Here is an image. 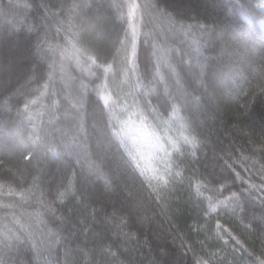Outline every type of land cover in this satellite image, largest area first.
Wrapping results in <instances>:
<instances>
[{"label":"trees","instance_id":"1","mask_svg":"<svg viewBox=\"0 0 264 264\" xmlns=\"http://www.w3.org/2000/svg\"><path fill=\"white\" fill-rule=\"evenodd\" d=\"M0 264H264L260 0H0Z\"/></svg>","mask_w":264,"mask_h":264},{"label":"rangeland","instance_id":"2","mask_svg":"<svg viewBox=\"0 0 264 264\" xmlns=\"http://www.w3.org/2000/svg\"><path fill=\"white\" fill-rule=\"evenodd\" d=\"M176 34V33H175ZM174 33L171 35V37L173 38V36L175 35ZM170 42H171V44L172 45H174L175 44V46H177V44L170 38Z\"/></svg>","mask_w":264,"mask_h":264},{"label":"snow or ice","instance_id":"3","mask_svg":"<svg viewBox=\"0 0 264 264\" xmlns=\"http://www.w3.org/2000/svg\"><path fill=\"white\" fill-rule=\"evenodd\" d=\"M260 3H261L262 5H264V0H260Z\"/></svg>","mask_w":264,"mask_h":264}]
</instances>
